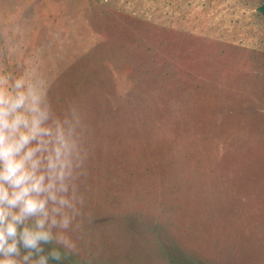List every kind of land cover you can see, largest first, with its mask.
<instances>
[{"label": "rangeland", "instance_id": "obj_1", "mask_svg": "<svg viewBox=\"0 0 264 264\" xmlns=\"http://www.w3.org/2000/svg\"><path fill=\"white\" fill-rule=\"evenodd\" d=\"M263 3L0 0V73L91 128L59 264H264Z\"/></svg>", "mask_w": 264, "mask_h": 264}, {"label": "clouds", "instance_id": "obj_2", "mask_svg": "<svg viewBox=\"0 0 264 264\" xmlns=\"http://www.w3.org/2000/svg\"><path fill=\"white\" fill-rule=\"evenodd\" d=\"M50 91L35 73H0V264H59L91 219V128L75 103L57 113Z\"/></svg>", "mask_w": 264, "mask_h": 264}, {"label": "trees", "instance_id": "obj_3", "mask_svg": "<svg viewBox=\"0 0 264 264\" xmlns=\"http://www.w3.org/2000/svg\"><path fill=\"white\" fill-rule=\"evenodd\" d=\"M262 16H264V3L258 8Z\"/></svg>", "mask_w": 264, "mask_h": 264}]
</instances>
